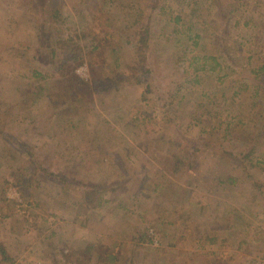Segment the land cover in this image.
Here are the masks:
<instances>
[{"label":"rangeland","instance_id":"obj_1","mask_svg":"<svg viewBox=\"0 0 264 264\" xmlns=\"http://www.w3.org/2000/svg\"><path fill=\"white\" fill-rule=\"evenodd\" d=\"M263 42L264 0H0V264H264Z\"/></svg>","mask_w":264,"mask_h":264},{"label":"trees","instance_id":"obj_2","mask_svg":"<svg viewBox=\"0 0 264 264\" xmlns=\"http://www.w3.org/2000/svg\"><path fill=\"white\" fill-rule=\"evenodd\" d=\"M41 2H42V0H40ZM47 31H51V30H46L45 32L47 33ZM44 32V33H45ZM116 36V35H115ZM117 37V36H116ZM96 40H97V48H100L101 47V49H102V47L103 46H114V44L117 42V40H116V38L114 37V33L113 32H111L108 28H107V25L104 23L103 25H101L100 26V30H99V32L96 34ZM140 39H138V41H137V45L140 43V41H139ZM140 49H142V48H140ZM139 49V50H140ZM203 61H204V64H205V66H207V65H209V64H207L208 62H209V60H212L213 62H214V66H213V68H212V66L211 65H209V66H211V69L212 70H217V67H220V65L219 64H217V61H216V58H213V57H205V58H203L202 59ZM112 82V79H110L109 81H102V85L104 86V87H106V88H108L111 84ZM102 85H100V87L102 86ZM101 88H103V87H101ZM253 153V150H251V152H250V154H252ZM254 154V153H253ZM238 157V156H237ZM182 159H180V162L182 163V161H181ZM178 161H179V159H178ZM195 162V160H189L187 163H182L183 165H185V166H188V168L190 167L191 169H194L195 170V167H198L197 166V164L196 163H194ZM90 188H87V187H85V189H84V196H94V195H96L97 194V192L96 191H94L93 193H91V194H88L87 193V191L86 190H89ZM101 195V194H100ZM100 195H99V197H97V203H98V205H100L101 203H102V201L100 200ZM98 205H97V207H98Z\"/></svg>","mask_w":264,"mask_h":264},{"label":"crops","instance_id":"obj_3","mask_svg":"<svg viewBox=\"0 0 264 264\" xmlns=\"http://www.w3.org/2000/svg\"><path fill=\"white\" fill-rule=\"evenodd\" d=\"M261 44H264V42L263 43H261ZM264 46V45H263ZM263 49H264V47H263ZM264 53V52H263ZM212 55H213V53H212ZM213 56H215L216 57V61L218 60L219 61V63L221 62L220 60L221 59H217V55L215 54V55H213ZM214 57V58H215ZM219 58V57H218ZM217 61V62H218ZM250 61V59H249V56H248V59H247V62H249ZM220 65V64H219ZM253 65H254V63H253ZM263 68V70H264V67H262ZM223 76V75H222ZM240 92V91H239ZM235 94H239V93H235ZM240 107V108H239ZM253 108V106H251V108L250 109H248V107H246L245 108V106L244 105H236V107H234V106H232L230 109H229V111H232L233 113H234V111H237V113L238 112H242V114H244V115H246V117H247V122L249 123V124H252L253 125V123H251V122H249V120H250V116L248 117V113L250 112L249 110H251ZM248 112V113H247ZM236 113V114H237ZM235 114V113H234ZM239 116V115H238ZM242 117V116H241ZM243 118V117H242ZM229 124V123H228ZM251 129V131H250V136L251 137H253L255 134H254V131H252V128H250ZM249 134V133H248ZM262 135H264V128H262ZM247 136V135H246ZM249 136V135H248ZM232 172H235V174H230V179L232 178V177H234V176H238L239 175V173L237 172V171H235V170H233L232 168L230 169ZM238 178V177H237ZM233 181V179H231L230 180V182H227L226 184H228V183H230L231 184V182ZM226 201H224V203H225ZM230 214H232V213H230ZM223 217V216H222ZM225 220L226 221H230V222H233V221H238V217L237 216H235V215H227L226 216V218H225ZM216 226V229H217V232H222V233H220V235H221V237L223 236V235H225L226 233H224L225 231H222V227H221V229H220V226H218V225H215ZM213 228V227H212ZM211 228V229H212ZM219 229H220V231H219ZM228 235H229V233H231L232 232V230L230 229L229 230V228H228ZM221 240H223V238H221Z\"/></svg>","mask_w":264,"mask_h":264}]
</instances>
